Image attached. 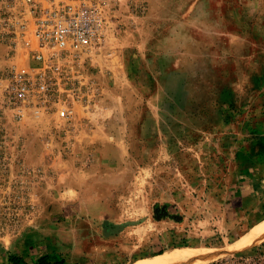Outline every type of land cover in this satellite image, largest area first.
<instances>
[{
    "label": "rangeland",
    "instance_id": "1",
    "mask_svg": "<svg viewBox=\"0 0 264 264\" xmlns=\"http://www.w3.org/2000/svg\"><path fill=\"white\" fill-rule=\"evenodd\" d=\"M112 3L66 121L10 101L32 23L23 0H0V264L264 252L239 246L264 221V0Z\"/></svg>",
    "mask_w": 264,
    "mask_h": 264
},
{
    "label": "built area",
    "instance_id": "2",
    "mask_svg": "<svg viewBox=\"0 0 264 264\" xmlns=\"http://www.w3.org/2000/svg\"><path fill=\"white\" fill-rule=\"evenodd\" d=\"M112 0H23L32 26L24 33L21 64L11 65L6 90L22 116L71 121L79 101L72 79L91 69L92 52L106 40Z\"/></svg>",
    "mask_w": 264,
    "mask_h": 264
},
{
    "label": "bare ground",
    "instance_id": "3",
    "mask_svg": "<svg viewBox=\"0 0 264 264\" xmlns=\"http://www.w3.org/2000/svg\"><path fill=\"white\" fill-rule=\"evenodd\" d=\"M264 239V221L254 226L239 242V246L248 247ZM211 258L201 249L189 248L182 251L168 252L129 264H200Z\"/></svg>",
    "mask_w": 264,
    "mask_h": 264
},
{
    "label": "trees",
    "instance_id": "4",
    "mask_svg": "<svg viewBox=\"0 0 264 264\" xmlns=\"http://www.w3.org/2000/svg\"><path fill=\"white\" fill-rule=\"evenodd\" d=\"M264 243H262L263 245ZM255 255H234L230 258H225L219 261H214L208 264H226L230 261H241L243 264H264V259L262 258L264 252L261 249ZM163 251H159L157 254L162 253ZM12 264H69L65 257L57 252H46L39 255L34 263H29L22 255L12 254L9 257Z\"/></svg>",
    "mask_w": 264,
    "mask_h": 264
},
{
    "label": "crops",
    "instance_id": "5",
    "mask_svg": "<svg viewBox=\"0 0 264 264\" xmlns=\"http://www.w3.org/2000/svg\"><path fill=\"white\" fill-rule=\"evenodd\" d=\"M255 183H256V181H255ZM249 187H251L252 189H249L248 191L249 192H252V191H255V189H254V187L252 186V184L251 185H248ZM262 191L263 192V194H264V179L262 180V183H260V188H259V191ZM259 192H256L255 194H258ZM244 194H246V193H244ZM254 194V195H255ZM244 196V195H243ZM247 196H249V195H247ZM247 196L245 195L243 198L244 199H246L247 198ZM256 196V195H255ZM264 218V216L262 217V218H260V219H258L255 223H257V222H259V221H261L262 219ZM255 223H253V224H255ZM252 224V225H253ZM251 228V226L248 228V230Z\"/></svg>",
    "mask_w": 264,
    "mask_h": 264
},
{
    "label": "water",
    "instance_id": "6",
    "mask_svg": "<svg viewBox=\"0 0 264 264\" xmlns=\"http://www.w3.org/2000/svg\"><path fill=\"white\" fill-rule=\"evenodd\" d=\"M124 227V225L122 224V225H117L116 226V228H123Z\"/></svg>",
    "mask_w": 264,
    "mask_h": 264
}]
</instances>
